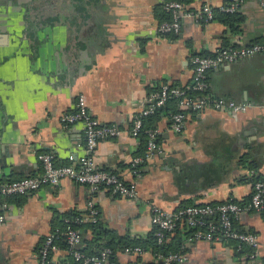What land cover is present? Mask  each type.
Listing matches in <instances>:
<instances>
[{"label": "crops", "instance_id": "crops-1", "mask_svg": "<svg viewBox=\"0 0 264 264\" xmlns=\"http://www.w3.org/2000/svg\"><path fill=\"white\" fill-rule=\"evenodd\" d=\"M180 1L196 11L197 0H0V183L42 174L38 155L49 154L56 166L79 169L84 157V126H63L79 96L101 125L127 132L143 102L163 85L187 87L190 58L211 56L264 40V8L245 2L231 23L203 24L183 19L177 36L157 32L164 22L162 5ZM214 8L227 0H206ZM208 94L249 108L186 112L182 133L160 115L158 150L140 178L131 162L145 152L144 138L127 134L100 141L91 158L100 170L135 182L138 195L127 199L100 187L94 200L103 227L132 242L153 232L150 208L174 211L181 206L249 200L255 180H264V53L207 73ZM87 186L70 180L58 189L4 197L0 222V264H38L39 246L57 217L86 212ZM215 219L211 217V220ZM239 231L256 235L255 259L235 240L191 242L182 264H264V212H242ZM84 241L91 230H80ZM102 243V242H101ZM100 243V244H101ZM97 250V245H94ZM120 264H154L147 248L140 254L116 252ZM65 248L50 264H71Z\"/></svg>", "mask_w": 264, "mask_h": 264}, {"label": "built area", "instance_id": "built-area-1", "mask_svg": "<svg viewBox=\"0 0 264 264\" xmlns=\"http://www.w3.org/2000/svg\"><path fill=\"white\" fill-rule=\"evenodd\" d=\"M202 4L196 11L188 10L178 1L165 2L162 11L169 19L162 22L157 32L163 36H177L180 33L183 19H194L198 23L208 24L213 21L215 11L223 14L233 15L247 1H254L264 8V0H227L224 6L214 8L206 0H197ZM264 53V40L250 46L240 48H223L214 55L200 56L193 55L190 58L192 66V79L189 90L195 95H188L187 91L171 85H163L158 90L149 94L143 102L140 112L134 116L132 127L124 132L116 126H104L94 118L87 108L84 97L79 96L74 109L63 115L60 122L63 126L82 123L84 126V150L85 156L79 160V169L72 166H56L52 155L40 154L38 160L42 165V174L34 178H24L18 181L0 183V222L5 217L1 213L6 206L4 197L25 195L34 193L43 187L58 189L64 180H70L76 184L87 186L90 196L86 201V212L80 216L77 222H96L99 220L100 211L94 200V194L100 187L107 189L115 196L134 199L138 195L135 182L125 183L118 175L96 168L91 155L100 141L112 138H119L127 134L132 138H138L143 128V119L152 115L155 109L163 107L170 97L178 99L177 112L170 117L171 130L175 134L183 132L185 127L186 112L201 113L204 111H227L233 114H241L247 111L249 105L239 104L224 98H214L207 94V73L224 67H229L237 62L252 58L257 54ZM198 95V96H197ZM146 134V151L143 156L135 157L131 162V172L137 178L143 173V166L152 158L158 150V131L148 130ZM257 211L264 212V181H257L253 185V192L245 203H237L229 200L219 204L189 205L174 211L163 209L157 205L150 208L151 223L156 227L154 236L160 244L163 242L165 233L173 230L181 224H186L194 231L186 237L183 244L191 242H217L235 240L237 251L241 252L244 245L252 250L244 253L249 260L255 259V251L258 247V240L255 234L239 231L235 228L234 222L242 212ZM217 215L216 220H208V217ZM67 252L71 255L76 264H120L113 258V252L104 248L98 254H86L78 247L81 243V233L78 229L67 226L63 231ZM57 235L49 232L42 243L38 254V264H48L52 253L61 248L56 243ZM144 250L140 246H126L122 250L125 254L136 255ZM161 259L163 264H182L186 257L183 252L158 254L155 258Z\"/></svg>", "mask_w": 264, "mask_h": 264}, {"label": "trees", "instance_id": "trees-1", "mask_svg": "<svg viewBox=\"0 0 264 264\" xmlns=\"http://www.w3.org/2000/svg\"><path fill=\"white\" fill-rule=\"evenodd\" d=\"M178 2H180V1H178ZM180 3H182V2H180ZM164 15H165L164 21H167L169 19V17L165 13H164ZM233 17H235V14H233V15L223 14V13H220L219 11L216 10L214 13V18H213L212 22L218 20V21L223 22V23H228V22L231 23V20ZM168 37H170V36H168ZM190 85H191V82L187 87L185 86L183 88H180V87H178V88L184 89L185 91H187L188 95L193 96L195 94L189 90ZM171 86L177 87V86H173V85H171ZM206 93L208 94V89H207ZM177 103H178L177 98L170 97L166 101V103L163 107L155 109V111L153 112L152 115H149L143 119V128H142V131L140 132L138 137L144 138V145H145L144 149H143L144 152L146 151V144H147L145 132L148 130L155 129L153 127V125L156 123V121H158L160 115H166L170 118L173 114H175L177 112ZM137 157H141V155L137 156ZM143 168H144V166H143ZM257 181H264V180H255V182H257ZM182 207H184V206H181L179 208H182ZM80 216L81 215L78 213H74V214L69 213V214H64L61 217L56 218V220L58 222L53 224L51 232L56 233L57 238L55 241L58 244V246L61 249L65 248L67 250V245H66L64 236L62 235L63 231L66 229L67 226H71L73 228H76L79 231L81 230V228L83 226H86L91 230L93 237L91 240L84 241V243H85L84 248L81 247V245L78 248L81 251H83L89 255L98 254L104 248H109L113 252V255H114L113 258L114 259H116L115 258L116 252H119V251L122 252V250L126 246H140L144 251L147 248H149L150 251L153 253L155 258L158 254H161L164 256V255H167L169 253L183 252L185 249L183 244L186 240V237L189 236L194 231V229L188 228L186 226V224H181L180 226L174 228L173 230L165 233V237H164L163 242L159 244L157 242L156 237L154 236V232L156 230V227L154 226L153 232L151 233V235L147 241L132 242L128 238L119 236L114 231H112L106 227H103L99 220L96 222L79 223V222H77V220L80 219ZM211 217L215 218L212 220L217 219V215H212V216L208 217V220H211ZM43 241H42V243H43ZM224 242H227V241H224ZM95 244L97 245V250L94 249ZM41 246H42V244L39 246V250H40ZM69 256L72 259L70 254H69ZM72 261H73V259H72ZM48 264H50V260H49ZM71 264H76V263L73 261V263H71ZM157 264H163L161 259L157 260Z\"/></svg>", "mask_w": 264, "mask_h": 264}, {"label": "water", "instance_id": "water-1", "mask_svg": "<svg viewBox=\"0 0 264 264\" xmlns=\"http://www.w3.org/2000/svg\"><path fill=\"white\" fill-rule=\"evenodd\" d=\"M156 152H157V151H156ZM156 152H155V153H156Z\"/></svg>", "mask_w": 264, "mask_h": 264}]
</instances>
